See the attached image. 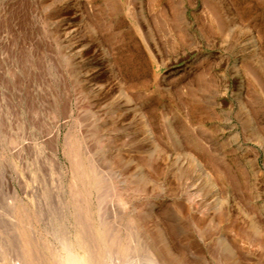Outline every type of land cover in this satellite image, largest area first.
<instances>
[{"label": "rangeland", "instance_id": "374dc122", "mask_svg": "<svg viewBox=\"0 0 264 264\" xmlns=\"http://www.w3.org/2000/svg\"><path fill=\"white\" fill-rule=\"evenodd\" d=\"M76 234L264 264V0H0V264Z\"/></svg>", "mask_w": 264, "mask_h": 264}, {"label": "bare ground", "instance_id": "6f19581e", "mask_svg": "<svg viewBox=\"0 0 264 264\" xmlns=\"http://www.w3.org/2000/svg\"><path fill=\"white\" fill-rule=\"evenodd\" d=\"M86 240V239H85ZM89 244L84 241V238L80 234H76L75 243L72 244L65 253L60 257V260L53 264H96L94 254L87 248ZM30 247V245H28ZM26 244H23L22 253L19 261L5 259L2 263L5 264H33L31 261V255L29 247ZM31 254V255H30ZM35 257V255H34ZM33 257V258H34ZM11 261L13 263H11ZM16 261V263H15ZM1 262V261H0ZM45 263V262H44ZM43 264V263H42Z\"/></svg>", "mask_w": 264, "mask_h": 264}]
</instances>
